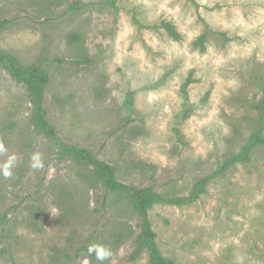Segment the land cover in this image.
Instances as JSON below:
<instances>
[{"label": "rangeland", "instance_id": "374dc122", "mask_svg": "<svg viewBox=\"0 0 264 264\" xmlns=\"http://www.w3.org/2000/svg\"><path fill=\"white\" fill-rule=\"evenodd\" d=\"M3 18L0 51L47 73L42 107L65 143L165 197L205 179L190 202L147 207L162 257L264 264V143L229 160L264 138V0H0ZM31 97L0 64V167L16 157L0 175V264H101L93 243L111 251L103 264H148L130 193L62 155Z\"/></svg>", "mask_w": 264, "mask_h": 264}, {"label": "trees", "instance_id": "16d2710c", "mask_svg": "<svg viewBox=\"0 0 264 264\" xmlns=\"http://www.w3.org/2000/svg\"><path fill=\"white\" fill-rule=\"evenodd\" d=\"M9 23L8 19H0V31ZM0 64H2L9 73L20 83H22L31 94L32 103V122L46 137L50 138L54 144L60 148L62 155H72L83 160L86 164L91 165L97 175L102 187L106 191H126L132 196L133 204L141 218V237L146 241L150 260L148 264H175L171 259L164 258L160 255L154 241V233L150 228L147 207L154 201L164 203L184 204L198 197L203 190L205 179L197 182L193 191L187 198L183 197H165L160 193L151 191L150 187L135 188L119 182L116 179V169L112 164L98 160L92 151L86 147L77 144L65 143L57 134L54 125L45 117L46 112L42 107L43 89L47 83V73L39 65L25 66L22 65L12 54L0 51ZM261 115L264 114V89L263 98L254 105ZM126 107L131 110L130 96L126 97ZM258 142L264 143V138L260 133H256L245 145L243 151L231 155L229 160L238 161L248 157V152ZM229 162V161H228ZM224 168L220 166L219 170ZM106 198V197H105ZM104 198V201H105ZM6 214L0 215L2 227L6 224Z\"/></svg>", "mask_w": 264, "mask_h": 264}, {"label": "clouds", "instance_id": "9594fccd", "mask_svg": "<svg viewBox=\"0 0 264 264\" xmlns=\"http://www.w3.org/2000/svg\"><path fill=\"white\" fill-rule=\"evenodd\" d=\"M0 151H6L4 148V145L0 143ZM16 161V157L10 156L8 161L0 167V175L3 176L4 179H9L12 176V167L14 166ZM31 167L33 169H43L44 168V161H43V156L41 153L36 152L32 155L31 157ZM89 253L95 252L96 253V259L103 264V261L108 259L111 256V251L103 245L99 244H91L88 247ZM83 264H89L88 258L85 257Z\"/></svg>", "mask_w": 264, "mask_h": 264}]
</instances>
